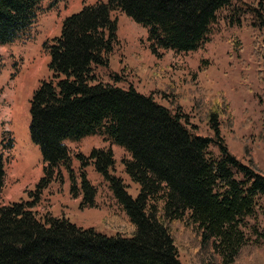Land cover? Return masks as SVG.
<instances>
[{
	"label": "trees",
	"instance_id": "16d2710c",
	"mask_svg": "<svg viewBox=\"0 0 264 264\" xmlns=\"http://www.w3.org/2000/svg\"><path fill=\"white\" fill-rule=\"evenodd\" d=\"M42 1L0 0V44L26 33ZM50 1L53 5L61 0ZM232 1L96 0L62 20L58 35L47 44L49 75L39 80L28 106L29 136L45 163L43 175L29 200L0 205V264H180L178 250L185 248L179 243L188 234L192 242L188 252H196L201 261L207 255L208 264L261 260L255 253L245 261L242 226L264 199V170L247 146L248 163L228 150L220 135V117L229 115L224 97L209 103L205 99L209 90H181L180 97L195 102L199 119L213 131L212 136H203L189 129L178 103L175 109L160 105L132 87L101 81L94 72L95 66L108 65L118 41L113 11L120 10L147 28L154 53L168 48L191 51L207 40L217 12ZM258 7L250 13L254 24L264 27V5L260 2ZM254 43L257 58L264 59V46L258 39ZM166 91L167 97L171 92ZM98 132L129 152L122 164L138 186L135 196L115 174L110 147L92 149L88 157L76 155L81 170L75 183L64 140ZM261 134L264 142V128ZM210 145L218 148L217 156L209 153ZM90 162L127 217L114 213L108 219L121 222L126 234L107 235L65 216L39 215L34 210L54 173L62 179L60 165L71 180L70 192L81 191L80 205H94L95 188L83 171ZM4 165L0 154V192Z\"/></svg>",
	"mask_w": 264,
	"mask_h": 264
},
{
	"label": "rangeland",
	"instance_id": "374dc122",
	"mask_svg": "<svg viewBox=\"0 0 264 264\" xmlns=\"http://www.w3.org/2000/svg\"><path fill=\"white\" fill-rule=\"evenodd\" d=\"M95 1L61 0L51 5L50 0H44L39 5L35 23L26 33L11 43L0 44V154L5 162L0 205L29 200L43 175L45 163L28 135L29 98L39 80L49 75L47 44L58 35L63 18ZM260 2L264 5V0H233L231 6L221 8L210 25L207 40L195 50L168 48L158 49L155 53L147 40V28L115 10L112 17L117 20L118 41L110 52L108 65L95 66L94 72L101 81L122 89L132 87L152 96L160 105L175 109L178 103L189 129L203 136H212L213 131L206 121L199 119L195 102L180 97L181 90H209L210 93L205 95L209 103L222 95L229 107V115L220 117V135L228 150L240 161L248 163L249 157L244 153L247 146L257 166L264 170V142L261 140L264 59L259 60L254 53V41L258 39L260 46H264V27L254 24L250 13L253 8H259ZM260 57L263 58V53ZM166 88L171 92L167 97L163 94ZM199 96L194 92V97L202 98ZM64 145L71 157L68 165L77 185L81 167L76 155L88 157L92 149L110 147L115 174L124 178L132 196L137 194V184L123 172L122 159L130 158L129 154L106 134L98 132L77 140L66 139ZM209 153L217 156L219 150L210 145ZM91 164L83 171L95 188L94 205H80L83 195L81 191L76 195L70 192L71 180L65 167L60 165L62 179H56L54 173L49 185L41 191L34 210L39 215L65 216L78 226L93 227L107 235L126 234L121 222L108 219L114 213L126 220L127 217L107 182ZM260 205L245 217L242 226L244 241H247L242 251L245 261L253 259L255 253L261 257L253 264H264V199ZM189 235L179 243L185 248L178 250L180 264L210 263L207 255L201 261L196 252H188L192 243Z\"/></svg>",
	"mask_w": 264,
	"mask_h": 264
},
{
	"label": "bare ground",
	"instance_id": "6f19581e",
	"mask_svg": "<svg viewBox=\"0 0 264 264\" xmlns=\"http://www.w3.org/2000/svg\"><path fill=\"white\" fill-rule=\"evenodd\" d=\"M10 112V111H9ZM11 112H13V111H11Z\"/></svg>",
	"mask_w": 264,
	"mask_h": 264
}]
</instances>
